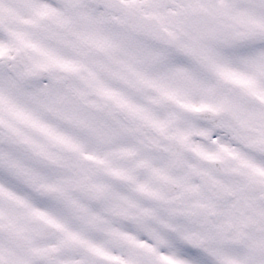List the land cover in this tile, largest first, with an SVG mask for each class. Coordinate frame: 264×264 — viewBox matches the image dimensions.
<instances>
[{
	"label": "snow or ice",
	"instance_id": "snow-or-ice-1",
	"mask_svg": "<svg viewBox=\"0 0 264 264\" xmlns=\"http://www.w3.org/2000/svg\"><path fill=\"white\" fill-rule=\"evenodd\" d=\"M0 264H264V0H0Z\"/></svg>",
	"mask_w": 264,
	"mask_h": 264
}]
</instances>
